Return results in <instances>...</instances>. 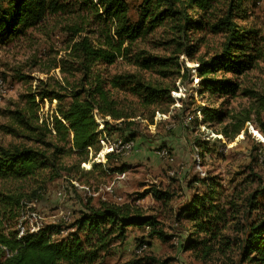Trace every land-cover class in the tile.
<instances>
[{
  "label": "trees",
  "instance_id": "obj_1",
  "mask_svg": "<svg viewBox=\"0 0 264 264\" xmlns=\"http://www.w3.org/2000/svg\"><path fill=\"white\" fill-rule=\"evenodd\" d=\"M246 2L140 0L137 19L132 20L127 0H0V49L49 16L63 17L61 31L66 35L63 49L55 50L64 55L41 71L47 77L37 79L35 87L30 75L18 72L15 77L27 79L29 89L10 110L14 124L7 127L8 132L19 143H0V264H101L110 246L126 239L130 226L148 228L150 237L162 236L157 221L139 208L108 201L94 204L93 197L85 199L84 209L69 225L52 222L34 231L30 215L49 182L60 178L80 181L93 168L103 166L91 164L90 157L102 150L105 134L118 131L124 135L135 119L149 121L157 108L172 103L173 85L168 78L175 79L173 74L184 79L193 71L201 80L199 95L209 93L221 99L219 111L202 109L204 122L225 124L226 131L247 122L262 127L264 87L262 92L245 91L250 102L239 115L223 107L231 105L241 91L238 79L263 56L259 31L236 21L247 18ZM160 27L171 34L168 56L139 46ZM208 35L221 36V41L206 59L197 54ZM182 56L195 66L187 67ZM120 59L137 71H112ZM53 69L59 70L58 76L50 75ZM222 71L236 79L211 77ZM125 95L137 101H129ZM46 101L56 104L52 115L42 119L40 110ZM228 119L233 121L227 123ZM203 152L200 158L205 163L211 147H204ZM114 157L115 152L106 155L107 159ZM87 163L90 168H83ZM256 179L262 182L258 175L244 177L246 187L227 194L218 188L216 177L198 179L207 186L208 194H194L177 215L190 224L185 248L197 259L264 264V199L259 200L264 198V188H252ZM154 196L170 199L167 192Z\"/></svg>",
  "mask_w": 264,
  "mask_h": 264
},
{
  "label": "rangeland",
  "instance_id": "obj_2",
  "mask_svg": "<svg viewBox=\"0 0 264 264\" xmlns=\"http://www.w3.org/2000/svg\"><path fill=\"white\" fill-rule=\"evenodd\" d=\"M127 2L130 17L136 20L140 0ZM246 13V19L238 18L236 21L246 29L259 31L258 46L263 56L254 68L238 79L242 88L231 105L225 103L223 106L225 110L238 115L249 106L245 91L255 89L262 92L264 87V0H247ZM61 20H64L63 17L49 16L38 27L29 29L26 35L0 49V82L3 85V92H0V143L4 145L19 143V139L8 132L7 127L14 124L10 110L15 109V103L29 89L27 79L15 77L18 72L30 75L34 87L37 79L47 77L41 71H47L55 57L60 59L64 55L60 51L57 55L55 51L63 49L66 36L61 31ZM167 31L163 27L156 29L139 46L152 54L168 56L172 47H166L171 35ZM220 41L221 36L208 35L197 55L210 58ZM180 60L186 62L187 67L195 66V62H190L188 57L182 56ZM58 71L53 69L50 75L58 76ZM112 71H137V67L120 59ZM155 74L151 75L155 78ZM173 76L175 79L168 78L173 85L172 103H164L157 108L154 116L151 113L149 121L138 117L124 135L117 131L101 138L104 141L101 142L102 150L95 157L92 155L90 161L91 164L94 162L103 166L93 168L80 181L70 182L60 178L48 183L45 195L36 203V209L30 215L32 228L52 222L71 224L84 209L85 199L93 197L94 204L108 201L139 208L144 215L157 221L156 229L162 233V236L150 237L148 228L130 226L126 239L114 242L101 264L137 261L141 264L226 263V258L199 260L194 252L186 249L190 224L179 220L177 215L194 194H208L207 186L198 179L216 177L218 188H223L227 194L236 187L238 190L246 187L242 179L253 174L261 177L262 182L256 179L252 188L256 189L258 185V188H264V125L261 127L259 123L247 122L246 126L237 129L230 127L226 131L223 129L225 124L204 122L202 109L219 111L221 99L209 93L200 96L201 80L193 71L189 78ZM226 76L236 79L233 74L224 71L211 77L222 79ZM123 97L137 101L130 95ZM55 104L51 106L48 101L42 104V119L52 115ZM145 115L150 114L146 112ZM230 121L233 120L228 119L227 123ZM99 123L102 129L103 121L100 119ZM128 135L134 138L130 139ZM128 141L134 142L131 151L121 148ZM203 146L211 147V152L205 153V163L200 158L204 153ZM114 152V158H106L108 153ZM91 164H82V167L89 169ZM155 192H167L170 199H157ZM263 199V196L259 197L260 201Z\"/></svg>",
  "mask_w": 264,
  "mask_h": 264
},
{
  "label": "bare ground",
  "instance_id": "obj_3",
  "mask_svg": "<svg viewBox=\"0 0 264 264\" xmlns=\"http://www.w3.org/2000/svg\"><path fill=\"white\" fill-rule=\"evenodd\" d=\"M3 88V85H2V83L0 82V88ZM2 91V89H0V92ZM133 142V141H132ZM127 144H130V141H128V142H125L124 144H122V146L121 147H126L127 146ZM128 150H133V148H129ZM109 151V150H108ZM169 154V153H168ZM167 154V155H168ZM165 157H167V156H165ZM125 174V173H124ZM123 176V175H122ZM121 176V177H122ZM76 184V183H75ZM78 186H79V184H77ZM39 228V227H38ZM38 228H33L32 230H34V231H37L38 230Z\"/></svg>",
  "mask_w": 264,
  "mask_h": 264
},
{
  "label": "built area",
  "instance_id": "obj_4",
  "mask_svg": "<svg viewBox=\"0 0 264 264\" xmlns=\"http://www.w3.org/2000/svg\"><path fill=\"white\" fill-rule=\"evenodd\" d=\"M2 89V87L0 88ZM3 92V90H2ZM122 149L128 150L129 148H134V142L130 141V144H127L126 147H121Z\"/></svg>",
  "mask_w": 264,
  "mask_h": 264
}]
</instances>
